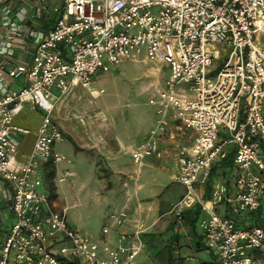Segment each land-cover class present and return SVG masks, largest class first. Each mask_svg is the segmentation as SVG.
Wrapping results in <instances>:
<instances>
[{"label": "built area", "instance_id": "obj_1", "mask_svg": "<svg viewBox=\"0 0 264 264\" xmlns=\"http://www.w3.org/2000/svg\"><path fill=\"white\" fill-rule=\"evenodd\" d=\"M11 1L20 3L2 8L0 55L10 56L18 40L36 45L29 65L7 69V61L0 63V196L13 215L0 234V264H133L141 234L148 230L143 220L133 221L132 232L119 233L115 247H100L69 224L66 206L53 207L42 188V166L68 161L53 149L64 139L53 119L58 107L76 89L96 98L102 93L93 88L97 71L119 66L141 48L148 59L165 61L169 73L161 86H151L148 103L156 119L144 141L130 150L133 164L159 156L169 118L189 130L188 146L176 155L175 180L184 190L167 214L181 222L188 209L204 212L199 228L215 264H264V227H238L234 220L256 211L264 194V43L259 41L264 0H64L60 16L41 38L26 23L23 0ZM41 10L35 7L34 15ZM222 54L223 64L211 77ZM20 76L22 87L9 89ZM180 84H188L195 97L183 96L176 89ZM25 111L40 113L34 129L20 122ZM28 135L30 150L22 152ZM227 147L236 167L233 192L219 185L203 198L198 185L208 181L212 164L225 158ZM69 176L62 170L58 182ZM219 204L227 214L217 213ZM107 218L115 226L129 221L124 208ZM107 232L105 225L101 233Z\"/></svg>", "mask_w": 264, "mask_h": 264}, {"label": "crops", "instance_id": "obj_2", "mask_svg": "<svg viewBox=\"0 0 264 264\" xmlns=\"http://www.w3.org/2000/svg\"><path fill=\"white\" fill-rule=\"evenodd\" d=\"M18 1H11V0H0V37L4 34V28L1 26V20H2V8L5 7V5H9L12 7L19 6ZM64 0H23V3L21 6H26L28 10L27 15V21L26 23L32 28L34 31L38 33L40 38L46 34L48 30H50L55 22V20L60 16V13L62 12ZM37 6H41L43 10H41V14L38 16L34 15V8ZM36 45L35 40L26 39V41H16L13 52L10 56L4 57L3 55H0V63L3 61H7L8 65L6 64L7 69H12L18 64H24L29 65L31 62V58L33 57V50ZM165 80V79H164ZM163 80V81H164ZM25 82V77L20 76L18 79L12 80L7 84V87L11 90H18L22 87V85ZM163 84V82H162ZM152 85H158L157 82L153 81L150 83L149 86ZM77 91H74L73 95H71L66 102L65 106L60 105L58 107V110L54 112L53 119L56 121V123L59 124V121H57V116L61 110H64L65 113L69 114L72 112V109L77 108H85L87 107L86 103L82 101V103L78 102L76 100L77 95L83 89H76ZM97 90V89H96ZM151 95V94H150ZM151 97V96H150ZM77 103V104H76ZM101 112V110H98ZM25 111L22 115V118L20 121L23 124H26L29 128L34 129L38 121L40 119V113L38 112H32V113H26ZM155 112V107H154ZM37 113L38 115H33ZM27 116V117H26ZM67 118V116H66ZM91 118V117H90ZM86 119V123L83 122L82 125L87 124L90 128V131L87 133L86 137H81L78 134H75L74 131H76V126L79 125V122L73 121L69 123V126H65L64 128L60 125L64 140L67 139L74 143L76 145V141L83 142L84 148L76 145V147L84 152L83 150L87 147H90L88 149H92L91 152L95 154L97 158H99L102 161V165L106 166L104 168L105 172H103L105 175L102 177L99 176L98 169L94 170V177L100 178V182L102 183L103 187L105 189H108L110 192V198L109 196L107 198H104V201L107 203H115L117 206L116 209L110 210L106 215V220L108 219V214L119 210L121 208H124L129 216V221L127 223H124L122 226H115L111 225L109 221L107 220L106 223H103L101 228L105 225H108L109 232L106 234L101 233V229L99 231H96L94 234V237L96 240H91L90 237H88L92 242L97 243L100 247H102L104 244L110 246L111 248L115 247L117 244V238L119 236V233L121 232H132L134 228V220L136 218H140L143 220L144 226L148 227V230L141 234V249L143 244L146 243L145 237H147V234H151V231H149L151 228H153V225L155 224V221H157L161 215H164L168 212L169 208L174 204V202L181 196L183 192L182 185L175 180V176L177 174V165H176V155H177V149L179 147H186L189 144V140L187 139V134H191V132L184 131L182 127H180L179 123L177 121L171 120L169 118V127L166 130L167 132L161 137L160 141L158 142V151L159 156L152 155L147 158H145L141 164L135 165L133 164L131 157H130V150L135 148L140 142L144 141V138L146 137L149 129L154 126L156 114H154L151 118H149V123L147 128L144 131L143 137L138 139L136 142H132L130 144H127L123 141L122 138H120L119 135L116 133L113 135L111 134V129L109 128V123H106L107 121H99L96 119ZM70 119V118H67ZM85 121V120H84ZM68 129V130H66ZM112 136H114L115 141H113ZM80 139H79V138ZM33 137L31 135H28L23 138L22 144H21V151L22 152H28L31 147ZM62 142V141H61ZM60 143V142H58ZM55 143L53 146L54 151L55 145L58 144ZM125 149V150H124ZM227 154L225 158L216 160L212 164L213 173H210L208 181L204 185H198V192L203 198H209L210 193L219 185H224L226 189L230 192H233V180L236 173V167L232 163V156L233 153L230 149V147H227ZM57 152V151H56ZM59 153V152H57ZM61 154V153H60ZM63 155V154H61ZM65 156V155H63ZM66 157V156H65ZM66 159L68 161L60 162L56 165L52 164L49 161H46L43 163L42 166V172L44 175V166L46 164H50L55 170H54V177L53 181L55 182V188H56V198H50L51 201H53V207L55 209H60L62 206H67L66 204L62 203L61 201H58V186L60 184L64 186V183L67 182V180L71 177V171L66 167L67 164L71 162L70 158ZM66 163V164H63ZM211 168V169H212ZM62 170H68L70 172V176L65 179L62 182H58V177H60ZM143 174L145 176H148V180H143L140 182V179H143ZM178 184L182 190L179 192L169 191V187L172 184ZM43 184L42 188L47 191V185L43 178ZM171 184V185H170ZM1 183H0V190H1ZM70 188H74L73 185H70ZM130 203L133 206V209H126L125 204ZM260 204H264V194L261 197ZM76 205V203H75ZM4 210H7L5 203L2 204ZM216 207V211L220 215L227 214V211L225 209V206L223 204H219ZM1 207V203H0ZM70 207V206H68ZM151 207L153 208L152 210ZM6 208V209H5ZM196 208L199 207H193L190 210L187 211L186 216H190L189 212H194ZM200 209V208H199ZM147 211L146 217L153 216L151 222L149 224L145 225V220L143 217V212L145 213ZM263 211L260 210V214ZM244 212L239 215H236L234 217L235 223L238 227H249L252 225H256L259 223L260 216H257V211L253 212ZM10 214V213H9ZM11 215V214H10ZM142 215V216H141ZM12 216H7L1 218V220H7L11 217L9 222L12 221ZM204 216V212L200 209V214L198 216L197 222L195 224L194 232H191L190 226H188V232L184 236L187 237L186 240L182 241L180 239L179 230L176 231L173 230V235H170L169 241L173 246L178 249L180 252L183 250L184 254L183 257H181L179 254L177 257L167 256V260L170 261V259H175L173 264H215V257L211 250L206 249L203 246V237L199 228V220ZM183 219V218H182ZM186 221V220H185ZM8 222V223H9ZM263 222V220H262ZM69 224L77 230L76 226L73 225L71 222ZM162 226V227H161ZM167 223H162L160 226L157 227L156 233H161L166 228ZM161 227V228H159ZM1 228V226H0ZM9 227L5 228L4 230L7 232V229ZM1 230V229H0ZM78 231V230H77ZM79 232V231H78ZM128 243L129 241L126 240L125 243ZM147 244V243H146ZM145 244V245H146ZM205 250L209 254V257L207 260H200L196 259L197 263L194 262H188L189 261V255H194L200 251ZM141 251V250H140ZM139 254V253H138ZM100 257H103L104 254L100 252ZM186 262V263H185ZM148 264H155L153 261L148 262ZM168 264V263H167Z\"/></svg>", "mask_w": 264, "mask_h": 264}, {"label": "rangeland", "instance_id": "obj_3", "mask_svg": "<svg viewBox=\"0 0 264 264\" xmlns=\"http://www.w3.org/2000/svg\"><path fill=\"white\" fill-rule=\"evenodd\" d=\"M260 44L264 43V36L259 38ZM225 56L222 54L218 59L214 60L213 70L211 77H213L220 66L223 64ZM169 73L168 65L165 61L150 60L145 55L143 48L137 54L136 57L127 59L123 61L117 67H109V71L100 72L97 71L94 75L93 88L102 89L96 98L89 95L86 90H83L77 95L76 100L82 103L84 101L87 105L85 108L72 109L69 114L61 110L57 116V121L64 128L69 126V123L73 121L79 122L76 126L75 134L81 137H86L90 128L87 124L82 125L83 122L86 123V119H96L99 121H107L109 123V128L111 129V134H117L124 142L130 144L132 142L138 141L143 137L144 131L148 126L149 118H151L154 112V106L148 103L150 94L152 92V87L149 86L151 82H157L158 86L162 85V82L167 78ZM188 84H180L176 86V89L181 92V94L188 98H194L195 93L192 90H188ZM77 104V103H76ZM98 110H101L98 111ZM39 113V112H38ZM33 115H38L37 113ZM70 118L67 119L66 118ZM85 120V121H84ZM65 129V128H64ZM68 130V129H66ZM220 136H224V130L219 129ZM79 138V137H78ZM80 139V138H79ZM113 141H115L114 136H112ZM76 145L84 148L83 142L76 141ZM74 143L67 139H63L62 142L55 145V150L67 158L71 159V162L67 164V168L71 171V177L64 183V186L60 184L58 186V201L70 206L67 210L68 222H71L76 226L77 230L91 238V240H96L94 234L96 231L101 229L103 223H106V215L110 210L117 208L115 203H107L104 198L109 196L110 192L105 189L100 182V178H95L93 171L98 169L99 176L105 175L104 168L106 166L102 165V161L95 156L92 149L87 147L79 151ZM66 164V163H63ZM55 173V172H54ZM54 177V176H53ZM148 176L143 174V180H148ZM52 183L55 188V182L52 179ZM73 185L74 188H70ZM171 185V184H170ZM179 192L181 187L178 184H172L169 187V191ZM56 198V188H55ZM0 217L11 216L10 212L4 210L2 204L3 200L0 196ZM73 206V204H75ZM126 209H133L130 203L125 204ZM6 209V208H5ZM153 208L151 207L150 210ZM10 213V214H9ZM147 211L143 212V219L145 220V225L153 221L151 217H146ZM142 216V215H141ZM0 218V234L4 236L5 228L11 225L9 219ZM9 222V223H8ZM167 223L166 228L161 233H156V229L160 224ZM170 214L161 215V217L155 221L151 234H147L144 240H146V245L143 244L141 251L134 258L133 264H148V262H154L155 264H173L175 259L167 260V256L177 257L178 254L183 257L184 251L180 252L176 249L173 244L169 241L170 235H173V230L179 232V237L182 241L186 240L188 232V225L185 218L181 219L179 222ZM162 227V226H161ZM159 227V228H161ZM183 233H186L183 234ZM185 235V236H184ZM194 255H189L190 259L188 262L197 263L196 259L207 260L209 254L205 250H200ZM186 263V262H185Z\"/></svg>", "mask_w": 264, "mask_h": 264}, {"label": "trees", "instance_id": "obj_4", "mask_svg": "<svg viewBox=\"0 0 264 264\" xmlns=\"http://www.w3.org/2000/svg\"><path fill=\"white\" fill-rule=\"evenodd\" d=\"M44 181L46 182V185H47V192L49 194V197L50 198H53L55 196V188H54V185L52 183V179H53V176H54V168L50 165V164H46L44 166ZM213 171V168L211 169V172ZM213 173V172H212ZM190 210V209H188ZM186 210L184 213H183V216L182 218H185V220L187 221V225L190 226V229H191V232H194V228H195V224L197 222V219H198V216L200 214V209L199 208H196V210L194 212L191 213V211L189 212L190 216H186L185 217V214H187V211ZM260 210H262L263 214H260ZM257 211V216H260L262 215L261 217H258L259 218V223L256 224V225H259V226H263L264 227V204H260V207L256 210ZM255 212V211H254ZM252 214H254L253 212H251ZM260 214V215H259ZM263 220V222H262Z\"/></svg>", "mask_w": 264, "mask_h": 264}, {"label": "bare ground", "instance_id": "obj_5", "mask_svg": "<svg viewBox=\"0 0 264 264\" xmlns=\"http://www.w3.org/2000/svg\"><path fill=\"white\" fill-rule=\"evenodd\" d=\"M74 205H75V204H73V206H74ZM68 208H69V207H68V206H66V210H68Z\"/></svg>", "mask_w": 264, "mask_h": 264}]
</instances>
